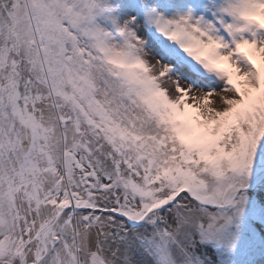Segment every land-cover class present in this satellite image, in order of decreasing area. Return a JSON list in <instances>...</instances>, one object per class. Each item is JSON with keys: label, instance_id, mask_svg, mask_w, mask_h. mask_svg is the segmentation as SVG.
Here are the masks:
<instances>
[{"label": "snow or ice", "instance_id": "6c2138e0", "mask_svg": "<svg viewBox=\"0 0 264 264\" xmlns=\"http://www.w3.org/2000/svg\"><path fill=\"white\" fill-rule=\"evenodd\" d=\"M0 264H264V0H0Z\"/></svg>", "mask_w": 264, "mask_h": 264}]
</instances>
